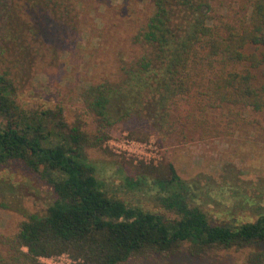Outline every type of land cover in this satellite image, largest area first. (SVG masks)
Segmentation results:
<instances>
[{
    "label": "trees",
    "instance_id": "1",
    "mask_svg": "<svg viewBox=\"0 0 264 264\" xmlns=\"http://www.w3.org/2000/svg\"><path fill=\"white\" fill-rule=\"evenodd\" d=\"M237 2L243 12L229 20L211 0H148L130 64L113 82L77 90L93 124L85 130L59 106L33 109L17 98L37 62L49 58L43 49L54 58L74 42L71 0H0V165L20 162L53 193L44 214H27L11 235L0 232V264H45L40 257L61 253L69 264H124L153 253L202 259L230 249H246L243 264L264 263V185L183 180L171 163L150 170L154 176L123 177L127 189L152 190L159 213L108 195L87 157L89 148L104 149L111 126L130 118L197 128L214 110L234 124L250 122L242 111H264V0Z\"/></svg>",
    "mask_w": 264,
    "mask_h": 264
},
{
    "label": "rangeland",
    "instance_id": "2",
    "mask_svg": "<svg viewBox=\"0 0 264 264\" xmlns=\"http://www.w3.org/2000/svg\"><path fill=\"white\" fill-rule=\"evenodd\" d=\"M237 1L211 0V5L223 18L231 20L243 12ZM69 7L76 31L71 35L74 42L63 44L54 58H50L54 54L50 49H43L49 58L37 62L29 74V88L24 91L20 86L17 98L33 109L59 106L68 123L79 121L84 124L82 128L91 130L93 124L77 90L100 79H118L120 66L130 64L137 54L131 36L151 9L148 0H71ZM240 113L250 122L231 123L232 116L225 110L211 111L207 122L197 128L179 122L161 128L148 116L130 118L111 126L104 149L89 148L87 157L108 195L159 213L164 210L156 205L152 190L148 192L145 185L127 189L123 177L140 172L154 176L155 171L150 170L164 169L166 163H171L183 180L197 178L202 183L209 176L223 183L235 177L241 186L264 185V111ZM131 131L137 137L145 132L147 137L139 140L128 134ZM0 180L10 187L0 192L2 234H13L18 221L29 213L44 214L53 199L51 188L20 162L1 164ZM245 253L246 249L220 250L202 259L183 252L168 257L153 253L124 264H243ZM64 254L57 260L60 264L67 258L71 261ZM39 260L50 262L44 257Z\"/></svg>",
    "mask_w": 264,
    "mask_h": 264
},
{
    "label": "built area",
    "instance_id": "3",
    "mask_svg": "<svg viewBox=\"0 0 264 264\" xmlns=\"http://www.w3.org/2000/svg\"><path fill=\"white\" fill-rule=\"evenodd\" d=\"M66 255L64 253H61L60 255L55 256H49V257H44V258H48L50 260V262H47L48 264H60L59 259H62L63 257H65ZM71 261H69V259H66V262L64 264H69Z\"/></svg>",
    "mask_w": 264,
    "mask_h": 264
}]
</instances>
